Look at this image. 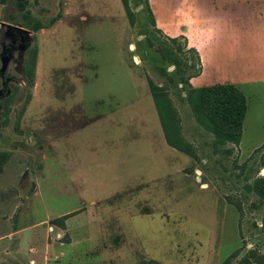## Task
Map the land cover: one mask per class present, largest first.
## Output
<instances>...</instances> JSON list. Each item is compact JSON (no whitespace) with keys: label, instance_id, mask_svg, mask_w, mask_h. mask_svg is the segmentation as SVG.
I'll use <instances>...</instances> for the list:
<instances>
[{"label":"rangeland","instance_id":"rangeland-1","mask_svg":"<svg viewBox=\"0 0 264 264\" xmlns=\"http://www.w3.org/2000/svg\"><path fill=\"white\" fill-rule=\"evenodd\" d=\"M3 2L0 23L28 33L0 78V264H264V116L253 123L247 92L242 139L219 134L200 104L214 85L192 80L198 54L157 28L201 26L217 0H128L132 24L120 3L81 23L59 0ZM82 27L95 46H74ZM148 78L190 164L132 187L142 138L116 140L128 122L143 129ZM112 97L131 109L125 122L63 124L66 104L91 118Z\"/></svg>","mask_w":264,"mask_h":264},{"label":"crops","instance_id":"crops-1","mask_svg":"<svg viewBox=\"0 0 264 264\" xmlns=\"http://www.w3.org/2000/svg\"><path fill=\"white\" fill-rule=\"evenodd\" d=\"M59 1H62L63 14L66 15L69 11L78 14L81 23L87 21L84 17L86 15L95 17L96 21H102L103 13L113 12V6L116 7L120 3L123 7L121 0H111V3L109 2L111 7L110 9L108 7L106 11L103 10L105 6H108L105 0ZM1 6L0 3V12ZM206 12V19L201 26H185L182 30L181 26L180 28L179 26H157V28L169 37L183 35L189 49H193L198 54L200 73L192 80L202 82L203 86L231 85L242 93L246 100L245 117L249 103L248 92L250 94V118L256 124L260 121L261 116H264V0H217L215 6L207 4ZM109 17H111V21L114 20L112 14ZM127 27L129 28L128 24ZM85 29L88 27H82L83 38L74 44L75 47L95 46V43L84 36ZM81 52L84 53V50ZM127 73L130 75L129 71ZM141 90L147 112L144 119L142 117L141 120L143 129L140 132L130 130L127 120L126 135L116 140L120 143L121 139L126 137L133 139L141 136L142 138V145L135 143L130 148L132 150L139 148V162L136 160L133 164L139 168L134 172L137 179L134 180L135 184L131 185L132 187L176 176L190 164L187 156L167 144L150 90L149 94L146 90ZM64 93L67 94L65 89ZM111 100L109 109L105 113L95 114L91 118L87 117L84 110L79 111L78 105H74L75 111L71 115L70 110L74 108H67L66 104L62 108L65 111L63 124L65 123L64 125L67 126L68 121L72 119L74 124L79 121L81 124L83 122L84 126L94 120L103 117L110 119L119 114L125 122L127 117L133 115L130 113L131 109L129 110V107L125 106L126 104L122 101L119 102L114 97ZM29 107L32 110L33 103ZM134 115L136 114L134 113ZM122 124L123 127L126 126L124 123ZM259 126L264 130V121ZM133 133L135 135H132ZM62 134L65 135L66 130ZM262 143H264V135L259 144ZM131 186H127L126 189L132 188ZM39 252L40 250H38Z\"/></svg>","mask_w":264,"mask_h":264},{"label":"trees","instance_id":"trees-1","mask_svg":"<svg viewBox=\"0 0 264 264\" xmlns=\"http://www.w3.org/2000/svg\"><path fill=\"white\" fill-rule=\"evenodd\" d=\"M121 2L127 19L129 23L132 24L128 0H121ZM0 3L4 4L3 0H1ZM188 51L195 52L193 49H188ZM147 84L157 109L165 140L169 146L179 151L181 150L180 146H177L170 139V131L166 125H164L162 116L160 115L157 104V98L159 96L157 94L158 91L149 78L147 79ZM200 104L203 112L206 111L210 122L214 124L213 126H215L219 134H223L235 142L239 141L246 113V100L238 89L231 85H214L209 88H204L200 92ZM261 183L258 193L259 196L264 199V180H262Z\"/></svg>","mask_w":264,"mask_h":264},{"label":"water","instance_id":"water-1","mask_svg":"<svg viewBox=\"0 0 264 264\" xmlns=\"http://www.w3.org/2000/svg\"><path fill=\"white\" fill-rule=\"evenodd\" d=\"M0 27H5V31L3 32V36L5 39H8L11 43L10 49H6L5 46L2 47V55H1V67H0V78L3 81L5 79V74H7V68L9 63L11 62L13 53L15 51L21 50L25 47V39L24 36L27 35L28 31L20 27L19 25L14 26L10 24H6L4 22L0 23ZM16 36H19V44L17 47L14 46L16 42ZM9 52H8V51ZM9 80L6 79L7 83Z\"/></svg>","mask_w":264,"mask_h":264},{"label":"flooded vegetation","instance_id":"flooded-vegetation-1","mask_svg":"<svg viewBox=\"0 0 264 264\" xmlns=\"http://www.w3.org/2000/svg\"><path fill=\"white\" fill-rule=\"evenodd\" d=\"M16 42H15V44H14V46L15 47H17L18 46V44H19V36H16ZM10 46H11V43H10V41L8 40V43L5 45V48L6 49H10ZM8 51V50H7ZM9 52V51H8ZM16 52V51H15Z\"/></svg>","mask_w":264,"mask_h":264}]
</instances>
